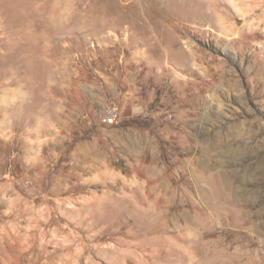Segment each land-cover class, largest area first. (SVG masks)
Returning a JSON list of instances; mask_svg holds the SVG:
<instances>
[{
	"label": "rangeland",
	"instance_id": "1",
	"mask_svg": "<svg viewBox=\"0 0 264 264\" xmlns=\"http://www.w3.org/2000/svg\"><path fill=\"white\" fill-rule=\"evenodd\" d=\"M262 248L264 0H0V264Z\"/></svg>",
	"mask_w": 264,
	"mask_h": 264
},
{
	"label": "built area",
	"instance_id": "2",
	"mask_svg": "<svg viewBox=\"0 0 264 264\" xmlns=\"http://www.w3.org/2000/svg\"><path fill=\"white\" fill-rule=\"evenodd\" d=\"M120 115L121 112L118 106L115 104H107L103 108L102 122L106 125H115ZM262 253L264 255V248H262Z\"/></svg>",
	"mask_w": 264,
	"mask_h": 264
},
{
	"label": "crops",
	"instance_id": "3",
	"mask_svg": "<svg viewBox=\"0 0 264 264\" xmlns=\"http://www.w3.org/2000/svg\"><path fill=\"white\" fill-rule=\"evenodd\" d=\"M108 126V125H107ZM112 126V125H111ZM114 126V125H113Z\"/></svg>",
	"mask_w": 264,
	"mask_h": 264
}]
</instances>
